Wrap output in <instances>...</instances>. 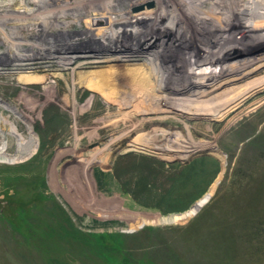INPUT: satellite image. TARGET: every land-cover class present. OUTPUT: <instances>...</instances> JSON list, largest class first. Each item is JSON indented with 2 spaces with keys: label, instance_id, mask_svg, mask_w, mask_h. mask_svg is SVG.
Returning a JSON list of instances; mask_svg holds the SVG:
<instances>
[{
  "label": "rangeland",
  "instance_id": "1",
  "mask_svg": "<svg viewBox=\"0 0 264 264\" xmlns=\"http://www.w3.org/2000/svg\"><path fill=\"white\" fill-rule=\"evenodd\" d=\"M260 94L225 116L161 112L175 119L150 130L168 135L140 143L115 140L105 110L84 120L90 137L76 138L54 109L40 128L17 109L34 140L21 149L6 139L10 155L0 157V264H264Z\"/></svg>",
  "mask_w": 264,
  "mask_h": 264
},
{
  "label": "bare ground",
  "instance_id": "2",
  "mask_svg": "<svg viewBox=\"0 0 264 264\" xmlns=\"http://www.w3.org/2000/svg\"><path fill=\"white\" fill-rule=\"evenodd\" d=\"M261 40L264 0H0V95L14 106L0 100V157L6 139L21 149L34 140L21 117L40 128L49 108L71 118L73 137H90L84 120L105 110L115 140L140 143L168 135L150 130L169 116L161 112L225 116L251 105L264 91Z\"/></svg>",
  "mask_w": 264,
  "mask_h": 264
}]
</instances>
